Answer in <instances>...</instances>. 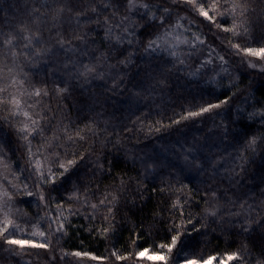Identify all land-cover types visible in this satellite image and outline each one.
<instances>
[{"label":"snow or ice","instance_id":"snow-or-ice-1","mask_svg":"<svg viewBox=\"0 0 264 264\" xmlns=\"http://www.w3.org/2000/svg\"><path fill=\"white\" fill-rule=\"evenodd\" d=\"M21 7L20 15L0 9V123L15 135L27 164L11 165L0 147V250L20 256L27 249H45L49 264H60L68 256L79 258L77 264L84 258L96 260L87 251L60 249L61 255H55L53 240L59 244L68 234L71 217L83 214L97 225L86 229L90 234L109 239L121 229V221L127 222L123 213L137 216L158 192L166 202L149 212L147 219L154 223L146 226L155 227V221L170 225V243L158 245L166 249L165 255L147 259L169 264L168 254L189 247L184 241L192 239V232L207 237L219 229L217 238H243L239 248L228 253L230 261L264 264V199L255 207L249 203L255 199L253 191L264 197V96H256L251 82L240 90L239 77L232 73L233 64L253 69L264 64V8L257 13L250 0H25ZM189 62L196 64L194 70ZM41 71L60 77L51 92L47 79L38 78ZM260 71L264 73V67ZM174 80H184L188 88L195 85L201 99L203 85L228 84L224 99L183 109L167 124L149 126V131L213 113L220 116L216 110L226 107L227 123L216 127L221 143L237 149L234 156L229 153L232 166L225 167L227 148L206 155L194 143L184 149L177 172L173 161L130 155L119 138L108 137L109 129L119 136L107 112L110 102L115 105V98L124 96L121 103L131 111L133 103L166 91ZM96 82L101 91L91 87ZM52 94L77 100L81 107L75 121L62 105L53 110L43 103ZM257 123L260 128L253 130ZM108 145L132 161L134 177L114 174L120 161L107 159ZM97 151L104 155L93 158ZM185 171L202 174L203 187L185 184ZM105 180L112 183L104 185ZM185 189L195 191L199 200ZM25 198L36 200L34 217L17 206L30 205ZM52 202L54 212L49 211ZM193 206L201 210L198 216L186 211ZM148 251L141 248L134 256L143 258ZM180 264L206 261L185 256Z\"/></svg>","mask_w":264,"mask_h":264},{"label":"trees","instance_id":"trees-1","mask_svg":"<svg viewBox=\"0 0 264 264\" xmlns=\"http://www.w3.org/2000/svg\"><path fill=\"white\" fill-rule=\"evenodd\" d=\"M25 0H0V9H7L9 14H22V4ZM253 7L257 9V13L260 12L261 8H264V4L261 0H250ZM3 16V12L0 11V17ZM255 18V17H254ZM201 28L207 33L208 29L201 25ZM213 31H218L213 29ZM212 33H208L209 38ZM211 43V39H209ZM219 51V49H217ZM224 54L227 58V53ZM255 62V61H254ZM190 70H194L196 64L194 62H189ZM258 68H247L243 65L237 66L232 65L233 77H239L237 83H239L240 90L246 88V86L253 85L252 89L255 91L256 96H264V73H261L260 68L264 67V64H257ZM40 79H47L48 89L51 92L54 87V82L59 83V75L53 76L51 72L45 76L44 71L40 72ZM223 87H217L215 85H203L205 92L203 93V99L200 98L201 93L196 89L195 85L188 88L184 80H179L170 83L169 88L164 92L157 91L153 96L141 100L138 104H132V110L129 111V106L127 104L121 103L126 97H116V104L110 105L107 108V112L111 117V123L115 125V132L119 134L116 137L112 130L109 129L108 137L111 139L119 138L121 141V146L125 150H129V154H136L140 157H153L159 156L161 159L167 158L173 161L177 165L176 171L179 172L180 167L183 165L182 153L186 147L196 144L199 149L202 150L204 154L220 153L225 148L227 151L224 152L225 167H230L231 165V155H235L237 149H234L227 145V143H221V137L218 134L219 129L216 127L223 121L227 123L226 115L227 108L222 107L219 110L222 115L217 116L215 113L209 118L207 115L204 117H196L188 121H182L180 125H173L171 128L164 129L160 132L149 131V126L157 127V121H162L167 124L170 118H175L178 113H181L183 109L196 110L200 105L204 104L206 101L217 102V97L224 99L225 97L222 93L226 90L228 81L224 80ZM99 82L94 83L91 87L94 91H101L102 89L97 88ZM180 85H185L181 88ZM211 91L212 95H208L207 92ZM231 95V93H228ZM185 96L186 99H179V97ZM195 96L196 99L192 97ZM235 104L240 105L241 100L239 98H234ZM45 105H51L53 110L57 108V105H62L66 111L69 112L73 120L77 118V113L81 105L76 99L70 98L69 100H62L57 98L55 94H52L50 98H45L43 100ZM233 102L230 101L231 105ZM139 118V119H138ZM133 121L135 123H133ZM126 126V127H125ZM0 127L3 131H0V147L3 151L10 157L9 163L14 166L27 167L25 162L24 150L16 143L15 135H9V129L7 125L0 123ZM260 124L254 125V129H259ZM128 129H131L129 131ZM35 143V142H34ZM91 143V141H89ZM87 147V145H85ZM19 149V150H17ZM240 151H243L240 149ZM199 154V153H197ZM96 155H104V153L97 151ZM114 157L118 158L120 163L117 168L114 169V174L119 173L127 177L136 175L133 170V164L131 160H125L123 152H117L112 148V145H108L107 148V159L112 160ZM257 165L259 164V157H256ZM255 168L256 166H252ZM223 172V169L221 170ZM181 178L185 184H188L190 188L203 187L200 183L205 177L201 174L198 175L195 171L188 172L185 171L181 174ZM251 184V180L248 181ZM111 181L105 180L104 185L111 184ZM151 184L148 185L151 188ZM103 188V185L101 186ZM185 192L192 196L194 199L199 200V195L195 192ZM56 195L55 193L53 194ZM251 195L254 196V201L249 200L255 207L259 204L264 197L259 195V191H253ZM19 199V197L17 198ZM30 201L29 204H18L17 206L22 212L28 213L29 216L34 217L37 209L35 198H25ZM165 200L160 199V195L157 192L152 196L151 201L147 204V207L142 212H138L137 216L128 217L125 215L127 222L121 221V229L117 234L109 239H104L97 236L95 233L90 234L86 229L89 227H95L93 222L80 216L71 217L72 226L68 229V234L60 240L59 244H56L53 240V245L56 248L55 255L59 257L61 255L60 249L64 252H74V251H87L92 255L98 257L96 260H91L90 258H84L79 261V264H146V260L134 256V253L139 251L141 248L148 249L146 252L150 255H165L166 249L161 250L158 245L161 243H170L169 232L170 225L166 223H160L155 221V227L148 228L146 225H151L154 223L152 219H147L149 212L153 209H157L165 204ZM70 205L67 201L64 202V207L68 208ZM72 207H78V205L72 204ZM49 211H55V202L50 204ZM186 211H191L194 215L198 216L201 212L200 209L193 206L191 209H186ZM169 214L165 212L164 216L167 219ZM119 220V216L117 217ZM146 224L141 221H145ZM197 227H200L198 224ZM212 227H216L213 225ZM191 228V226H189ZM219 237V229H217L216 236L202 237L196 232H192V239L185 240V245H190L189 247L174 250L170 255L171 259L169 264H180V261L185 257H195L197 260L207 261L209 259H226L228 253L236 251L240 246V240L243 238L232 237L228 235L223 238ZM36 242H41L40 238H35ZM135 240L136 243L133 245L132 241ZM45 249H27L23 255L20 256H8L7 253L0 250V264H49L48 257L45 255ZM123 255L126 257L125 260H116L115 255ZM179 253V254H178ZM52 253H49L51 255ZM79 258L68 256L65 260L60 261V264H67V261H71V264H77ZM152 264H160V262H153Z\"/></svg>","mask_w":264,"mask_h":264},{"label":"rangeland","instance_id":"rangeland-1","mask_svg":"<svg viewBox=\"0 0 264 264\" xmlns=\"http://www.w3.org/2000/svg\"><path fill=\"white\" fill-rule=\"evenodd\" d=\"M257 68H258V66L255 69H257ZM148 255H150V254L145 253V257L141 258L144 261L146 260L148 262L146 264H152L153 262H159V261L147 259V256ZM206 264H234V262L233 261H230L228 258H226V259H219V260H216V259L212 258V259L207 260L206 261Z\"/></svg>","mask_w":264,"mask_h":264}]
</instances>
